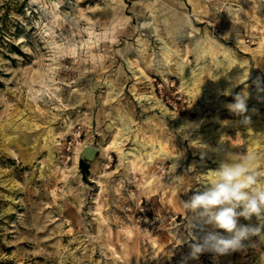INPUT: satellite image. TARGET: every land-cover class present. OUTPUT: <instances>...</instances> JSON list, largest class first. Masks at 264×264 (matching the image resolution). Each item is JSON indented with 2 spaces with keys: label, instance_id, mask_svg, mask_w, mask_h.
Listing matches in <instances>:
<instances>
[{
  "label": "rangeland",
  "instance_id": "obj_1",
  "mask_svg": "<svg viewBox=\"0 0 264 264\" xmlns=\"http://www.w3.org/2000/svg\"><path fill=\"white\" fill-rule=\"evenodd\" d=\"M257 78L264 0H0V264H184L183 201L223 152L264 169ZM244 245L186 264H264V228Z\"/></svg>",
  "mask_w": 264,
  "mask_h": 264
},
{
  "label": "clouds",
  "instance_id": "obj_2",
  "mask_svg": "<svg viewBox=\"0 0 264 264\" xmlns=\"http://www.w3.org/2000/svg\"><path fill=\"white\" fill-rule=\"evenodd\" d=\"M253 83L258 92L264 91L259 78ZM231 94L230 90L224 92V95ZM249 98V92L244 90L236 93L233 102L225 105L244 125L251 123ZM183 127L191 125L182 126L181 131ZM256 161L255 153L236 159L231 151L225 150L218 168L212 171L215 179L203 183V190L196 189L188 200L183 201L190 248L184 264L188 259H198L205 252L218 257L243 250L244 241L260 234L264 228V169L258 168ZM253 216L260 222L259 226L239 223L240 217L250 220ZM196 232L201 235L197 236ZM178 238L185 242L179 235Z\"/></svg>",
  "mask_w": 264,
  "mask_h": 264
},
{
  "label": "bare ground",
  "instance_id": "obj_3",
  "mask_svg": "<svg viewBox=\"0 0 264 264\" xmlns=\"http://www.w3.org/2000/svg\"><path fill=\"white\" fill-rule=\"evenodd\" d=\"M209 43V42H208ZM199 45V41H196V42H194V48H196L197 46ZM213 45V44H212ZM201 51L203 52V54L201 55V53L200 54H198L197 55V57H198V63H201L202 65L204 64V62L210 57V56H212L213 55V50L210 48V47H203L202 49H201ZM230 56V55H229ZM217 61V63H219V64H221L222 63V60L221 59H217L216 60ZM225 62V61H224ZM182 66V65H181ZM225 66V65H224ZM134 68V67H133ZM198 68H200V67H198ZM188 69V67L187 66H182V73H184V74H186L187 75V78L183 81V83H185V84H189V83H194L196 80H197V78H198V76H200V74H201V72H202V70L201 69ZM243 72V71H242ZM163 73V72H162ZM183 124H184V126L185 125H189L190 124V122L189 121H184L183 120ZM182 124V123H181ZM191 126H194V124L192 123V124H190ZM183 126V125H182ZM187 128V127H186ZM210 128H212V127H210ZM120 129H122V130H125L126 129V125H125V123L124 122H121V128ZM202 130H204L203 131V137H207V136H209V131H210V129L207 127V128H203ZM125 132V131H124ZM247 135V134H246ZM255 140V139H254ZM84 151H85V153L86 154H88V155H90L91 154V152H92V149H89V148H84ZM253 152V151H252ZM165 154H166V152H164ZM251 153V152H250ZM164 155V154H163ZM175 163V162H174ZM212 180L211 181H213L214 179H215V177H212L211 178Z\"/></svg>",
  "mask_w": 264,
  "mask_h": 264
},
{
  "label": "trees",
  "instance_id": "obj_4",
  "mask_svg": "<svg viewBox=\"0 0 264 264\" xmlns=\"http://www.w3.org/2000/svg\"><path fill=\"white\" fill-rule=\"evenodd\" d=\"M79 168L83 174L84 177H86L87 173H88V168L89 165L87 162H85L83 159H79Z\"/></svg>",
  "mask_w": 264,
  "mask_h": 264
},
{
  "label": "water",
  "instance_id": "obj_5",
  "mask_svg": "<svg viewBox=\"0 0 264 264\" xmlns=\"http://www.w3.org/2000/svg\"><path fill=\"white\" fill-rule=\"evenodd\" d=\"M90 149H92V151H93V155H92V157L94 156V154L96 153V149L95 148H93V147H90V146H88ZM81 155L84 157V158H87V159H91L92 157H88V156H86V155H84L83 154V152L81 153Z\"/></svg>",
  "mask_w": 264,
  "mask_h": 264
}]
</instances>
